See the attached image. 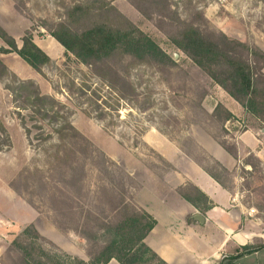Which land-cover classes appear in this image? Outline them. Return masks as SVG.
<instances>
[{
  "label": "rangeland",
  "instance_id": "1",
  "mask_svg": "<svg viewBox=\"0 0 264 264\" xmlns=\"http://www.w3.org/2000/svg\"><path fill=\"white\" fill-rule=\"evenodd\" d=\"M74 1L0 0V25L18 46L28 33L52 59L43 73L14 52H0L1 61L20 81H32L42 95L60 102L62 115L84 137L67 141L77 150L71 164L56 161L61 121L40 119L30 104L19 109L7 88L10 79L0 80V264L19 258L12 243L26 227L40 234L45 248L88 260L93 247L84 234L102 232L99 223L113 215L112 197L124 189L128 203L145 210L137 196L150 178L183 175L163 155L178 150L180 164L188 157L221 178L232 204L244 210L242 223L264 243V124L172 41L184 21L205 35L222 33L264 52V0H169L174 21L150 6L149 17L130 0H109L174 61L163 71L132 69L128 79L136 96L128 99L50 35L47 26L64 21L65 6ZM6 47L0 38V48ZM218 104L233 117L215 116ZM234 148L236 158L229 152ZM235 264H264V254Z\"/></svg>",
  "mask_w": 264,
  "mask_h": 264
},
{
  "label": "trees",
  "instance_id": "2",
  "mask_svg": "<svg viewBox=\"0 0 264 264\" xmlns=\"http://www.w3.org/2000/svg\"><path fill=\"white\" fill-rule=\"evenodd\" d=\"M130 1L145 16H152L148 10L150 6L154 13L174 21V11L169 0ZM65 16L64 21L47 26L50 35L67 53L90 68L119 98L136 96V89L128 79L132 69L149 65L163 71L162 67L165 65H174L167 52L109 0H75L73 5L65 6ZM175 20L180 22L178 18ZM179 24L181 27L177 28V34L172 37L177 48L242 108L264 124V52L249 43L228 38L222 33L205 35L201 28L193 23L181 21ZM0 38L8 46L0 48V52L16 53L39 73H43V68L52 62L51 57L28 33L18 46L15 38L0 25ZM1 79H10L11 84H8L7 88L12 92L19 109H26L24 105L30 104L35 107L34 112L40 119L61 121L55 128L58 145L55 146L53 158L60 163L71 164L77 150L74 146L68 147L67 141L73 142L78 138L84 140V137L68 118L62 115V104L53 97L42 95L32 81H20L0 59ZM72 84L74 86L73 82ZM85 85H80L81 93H84ZM214 115L221 117L223 121L233 117L232 112L222 104L216 106ZM21 122L25 123L23 118ZM229 152L237 157L236 148ZM200 166L226 188L219 176ZM120 191L121 195L112 197V218L101 221L98 225V230L102 232L84 234V238L91 241L93 247L88 254V260L70 257L65 253L58 254L45 248L38 242V239H42L40 234L33 227H26L20 237L12 243L20 254L13 264H108L112 259L120 264H168L144 242L156 226V219L147 211L129 204L122 196L124 189ZM177 191L203 214L212 206L208 196L195 184L179 186ZM200 202L204 203V206L200 205ZM263 248L264 243L256 239L253 243L242 246L238 253L224 258L220 264L226 260L228 264L232 263Z\"/></svg>",
  "mask_w": 264,
  "mask_h": 264
},
{
  "label": "crops",
  "instance_id": "3",
  "mask_svg": "<svg viewBox=\"0 0 264 264\" xmlns=\"http://www.w3.org/2000/svg\"><path fill=\"white\" fill-rule=\"evenodd\" d=\"M246 135L242 134V139ZM176 153L180 150L163 155L183 175L166 176L158 181L150 178L138 193L140 206L157 221L144 242L168 264H220L242 246L253 243L258 235L242 223L244 210L232 204L228 191L190 158L182 164L177 162ZM187 182L199 187L212 202L205 214L176 191ZM198 214L202 218H195ZM262 254L264 248L236 259L233 264L251 257L260 258ZM108 264L120 263L112 259Z\"/></svg>",
  "mask_w": 264,
  "mask_h": 264
},
{
  "label": "water",
  "instance_id": "4",
  "mask_svg": "<svg viewBox=\"0 0 264 264\" xmlns=\"http://www.w3.org/2000/svg\"><path fill=\"white\" fill-rule=\"evenodd\" d=\"M199 217H201V215H199V214H198V215H195V218H199ZM201 218H202V217H201Z\"/></svg>",
  "mask_w": 264,
  "mask_h": 264
}]
</instances>
